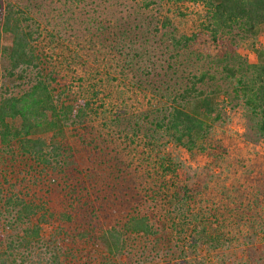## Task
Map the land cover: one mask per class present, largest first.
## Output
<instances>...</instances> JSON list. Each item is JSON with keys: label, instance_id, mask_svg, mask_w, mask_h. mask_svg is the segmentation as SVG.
<instances>
[{"label": "trees", "instance_id": "16d2710c", "mask_svg": "<svg viewBox=\"0 0 264 264\" xmlns=\"http://www.w3.org/2000/svg\"><path fill=\"white\" fill-rule=\"evenodd\" d=\"M141 1L148 8L155 1L183 5L191 0ZM195 1L205 7L203 26L214 41L236 27L252 34L264 27V0ZM0 8V55L8 61L5 76L14 79L12 88L0 90V264H148L156 258L165 264H264V155L252 165L237 160L242 171L235 182L216 180L214 169L230 153L214 130L222 116L218 90L204 88L208 71L192 74L169 104L147 114L154 116L153 133L133 168L140 178L118 167L121 173L113 177L118 181L109 186L123 195L133 176L127 188L140 190L131 199L143 196L157 211H143L137 200L126 211L101 209L107 196L102 199L90 185L105 169L101 160L95 169L86 165L101 145L94 118L105 112L112 91L101 96L102 88L90 79L93 67L81 73L73 66L75 51L39 46L38 35L44 34L29 24L27 7L8 2ZM119 22L107 21L99 29L100 41L111 37L116 47L105 55L150 61L149 48L129 46L132 34L120 30ZM170 26L166 16L161 27ZM4 34L12 37L9 45ZM192 39L170 38L177 53L191 51ZM88 49L99 54L94 46ZM240 66L237 93L264 138V56ZM131 68L121 66V71ZM227 69L234 73L228 64ZM100 81L104 88L114 82ZM138 127L132 128L135 136ZM163 137L164 147L158 143ZM169 144L206 158L211 172L187 182Z\"/></svg>", "mask_w": 264, "mask_h": 264}, {"label": "rangeland", "instance_id": "374dc122", "mask_svg": "<svg viewBox=\"0 0 264 264\" xmlns=\"http://www.w3.org/2000/svg\"><path fill=\"white\" fill-rule=\"evenodd\" d=\"M8 2L27 7L24 12L27 13L28 20H32L29 24L33 28H39V34H44L38 35L39 46L45 47V50L53 47L55 53L75 51L77 63L73 66L81 73L84 68L91 70L93 67L92 77L95 78L90 79L97 87L102 88L101 96L109 90L114 95L115 99L109 98L110 104L105 112L102 110L94 118L95 135L101 145L97 150L98 154L86 165L95 169L101 160L105 169V172L97 175L98 181H87L96 192H102L101 198L107 196L101 200V209L109 206L118 211H126L137 200L143 211H157L143 196L135 194L131 199L133 193L140 188L131 190L127 186H133V176L140 178V172L133 171V168H137V158L143 156L140 152L148 151L145 145L153 133L154 116L147 114L156 112L162 102L169 104L172 97L186 87V81L194 73L208 71L209 83L204 88L218 90V109L222 118L214 123V130L229 145L230 157L227 162L214 169L219 177L216 180L235 182L242 171L237 160L244 161L247 165L261 161L260 156L264 155V138L257 130L252 113L237 93V77L243 60L250 62L264 56V27L257 34L236 27L225 31L221 40L214 41L203 26L205 7L195 0L183 5L170 2L160 4L155 1L148 8L141 0H0V5L4 7ZM166 16L171 19L172 26L162 28L161 22ZM117 18H120V30L128 28L132 34L129 46L149 48L151 56H154L150 61L146 57L142 62L129 63L130 57L121 60L105 55V52L116 47L113 46L111 37L108 41H100L99 29L107 21ZM173 35L193 37L190 43L192 50L177 53L170 40ZM3 40L5 45H9L12 37L4 34ZM90 46H94L99 54L90 52ZM227 64L229 68H234V73L227 69ZM125 65L126 68L128 65L132 68L121 71V66ZM7 68L6 56L0 55V90L4 85L10 88L14 86V79L5 76ZM101 79L106 82L114 81L113 86L107 85L104 88ZM135 123L139 124L137 136L132 132ZM154 140L157 141V138ZM158 143H163L164 147L166 137L158 139ZM166 148L183 163L187 182H197L211 172L210 163L201 155L193 157L186 151L175 148L173 144ZM124 162H131L133 166L128 169ZM118 167L123 168L124 175L131 171L133 176L129 178L131 180L125 181L123 195L116 192L117 196L109 186L118 181L113 179L114 175L119 177ZM158 260L161 259L156 258L148 264H165Z\"/></svg>", "mask_w": 264, "mask_h": 264}]
</instances>
